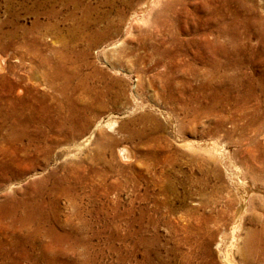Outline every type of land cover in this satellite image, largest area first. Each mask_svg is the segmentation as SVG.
I'll use <instances>...</instances> for the list:
<instances>
[{
    "label": "rangeland",
    "instance_id": "1",
    "mask_svg": "<svg viewBox=\"0 0 264 264\" xmlns=\"http://www.w3.org/2000/svg\"><path fill=\"white\" fill-rule=\"evenodd\" d=\"M69 1L0 0V264H264L262 0Z\"/></svg>",
    "mask_w": 264,
    "mask_h": 264
},
{
    "label": "bare ground",
    "instance_id": "2",
    "mask_svg": "<svg viewBox=\"0 0 264 264\" xmlns=\"http://www.w3.org/2000/svg\"><path fill=\"white\" fill-rule=\"evenodd\" d=\"M69 1V0H68ZM80 1V0H79ZM132 1V0H131ZM160 0H145L140 6H138L135 10H132V11H134L133 13H132V16L129 18V19H131L132 20V22H133V19H135L136 18V20L137 19H145L146 17H147V15H148V13H149V11L152 9V7L153 6H155L158 2H159ZM70 2V1H69ZM129 2V1H128ZM262 2H263V6H264V0H262ZM127 4V3H126ZM129 4V3H128ZM140 4V3H139ZM138 5V4H137ZM193 5V4H192ZM256 5V4H255ZM128 6V5H127ZM250 8V7H249ZM262 11H264V10H262ZM221 13V12H220ZM135 21V20H134ZM143 21V20H142ZM216 21V20H215ZM256 21V20H255ZM127 27H129V23H128V20H127ZM256 25V24H255ZM125 26H126V24H125ZM258 34V33H257ZM192 40V39H191ZM216 40V39H215ZM193 41V40H192ZM196 42V41H195ZM245 42V41H244ZM203 43V42H202ZM109 44V43H108ZM188 44V43H187ZM196 45V44H195ZM210 46V45H209ZM208 47V46H207ZM214 47V46H213ZM212 47V48H213ZM226 47V46H225ZM1 62V61H0ZM4 65V64H3ZM239 65V64H238ZM249 65V64H248ZM241 67V66H240ZM245 69V68H244ZM227 70V69H226ZM222 73V72H221ZM208 74V73H207ZM33 75H34V78L35 79H38L39 78V76H38V74L35 72V71H33ZM224 75V74H223ZM234 75V74H233ZM240 75V74H239ZM235 76V75H234ZM264 76V75H263ZM224 77V76H223ZM226 77V76H225ZM238 77V76H237ZM243 77V76H242ZM241 77V78H242ZM246 77V76H245ZM236 78V77H235ZM228 80H229V82L230 83H232L233 84V81H235L234 80V77H231L230 75H228ZM227 80V81H228ZM260 80V79H259ZM226 81V80H225ZM243 81V80H242ZM241 81V82H242ZM248 81V80H247ZM237 82H238V80H237ZM252 82V81H251ZM247 83V82H246ZM249 83H250V81H249ZM262 83V82H261ZM252 85V84H251ZM251 85H250V87H251ZM260 86H261V84H259ZM263 85V84H262ZM232 86V85H231ZM264 86V85H263ZM241 87V86H240ZM245 87V86H244ZM225 88V87H224ZM222 89V88H221ZM248 89V88H247ZM250 89V88H249ZM252 89V88H251ZM263 89V88H262ZM228 90V89H227ZM226 90V91H227ZM232 90V89H231ZM239 91V90H238ZM250 91V90H249ZM242 92V91H241ZM240 92V93H241ZM218 93V92H217ZM247 94V93H246ZM246 96V95H245ZM167 123V122H166ZM172 133V132H171ZM186 139V138H185ZM182 140V139H181ZM189 141V140H188ZM192 143V142H191ZM194 143V142H193ZM214 143V142H213ZM197 144V143H196ZM214 144H216V143H214ZM214 144H209V146H208V149H211V151H215L216 150V146L214 145ZM207 146V145H206ZM74 148V147H73ZM214 149V150H213ZM205 151V150H204ZM207 151V150H206ZM218 151V150H217ZM65 153V152H64ZM214 154V153H213ZM63 155V154H62ZM212 155V154H211ZM126 157V156H125ZM231 177H229V179H230ZM233 179V178H232ZM235 180H236V178H235ZM234 180V181H235ZM240 180H242V179H240ZM236 182V181H235ZM245 182V181H244ZM243 183V182H242ZM233 184V183H232ZM245 184V183H244ZM243 184V185H244ZM238 185V184H237ZM233 186H235V185H233ZM249 188V187H248ZM251 189V188H250ZM252 190V189H251ZM236 191H238V190H236ZM243 192V191H242ZM250 192V191H249ZM237 193V192H236ZM244 193V192H243ZM247 193V192H246ZM247 195V194H246ZM249 196V195H248ZM237 197V196H236ZM247 197V196H246ZM240 201L241 202H243L244 200H245V196L244 195H242V193L240 194ZM243 200V201H242ZM247 201V200H246ZM245 203V201L243 202V204ZM243 204H242V206H243ZM242 206H240L241 208H242ZM242 211V209H240L239 211H237V213H240ZM243 212V211H242ZM241 212V213H242ZM236 213V214H237ZM240 216V215H239ZM237 217H238V215H237ZM236 221H238V220H236ZM235 221V222H236ZM238 223V222H237ZM233 226V225H232ZM236 228V225H235V227H234V229ZM233 233V232H232ZM231 233V234H232ZM235 234V233H234ZM233 234V235H234ZM193 237V236H192ZM234 237V236H233ZM232 237V238H233ZM142 238V237H141ZM147 239H149V238H147ZM145 240V239H144ZM151 240V239H150ZM204 240V239H203ZM153 241V240H152ZM150 242V241H149ZM195 242V241H194ZM144 243V242H143ZM185 243V242H184ZM142 244V243H141ZM148 245V244H147ZM232 244H229V245H226L227 247H224V249L219 253L220 254V257L219 258H221V260L223 261V263L224 264H232V261H233V259H232V256H231V253H230V247H232L231 246ZM146 247V246H145ZM221 247V246H220ZM144 248V247H143ZM147 248V247H146ZM220 251V250H219ZM87 254V253H86ZM146 254V253H145ZM70 258V257H69ZM170 261V260H169ZM26 263V262H25ZM234 263V262H233ZM234 264H236V263H234Z\"/></svg>",
    "mask_w": 264,
    "mask_h": 264
}]
</instances>
